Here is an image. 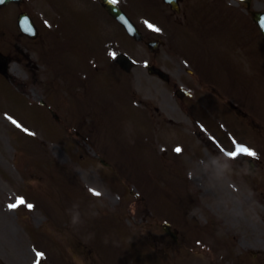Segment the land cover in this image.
Here are the masks:
<instances>
[{
    "label": "rangeland",
    "instance_id": "374dc122",
    "mask_svg": "<svg viewBox=\"0 0 264 264\" xmlns=\"http://www.w3.org/2000/svg\"><path fill=\"white\" fill-rule=\"evenodd\" d=\"M230 1L181 0L174 14L162 0H119L146 40L164 42L151 55L129 40V93L120 81L126 36L105 25L98 1L0 10L9 62L0 78V264H264V129L247 128L208 88L264 122V42ZM250 1L263 11L264 0ZM21 9L35 19V41L16 27ZM108 59L111 74L95 71H109ZM147 63L171 82L148 75ZM178 88L191 92L183 102L193 117L182 114ZM45 99L60 122L38 105ZM238 143L259 159L223 153ZM17 199L25 204L9 209Z\"/></svg>",
    "mask_w": 264,
    "mask_h": 264
},
{
    "label": "snow or ice",
    "instance_id": "6c2138e0",
    "mask_svg": "<svg viewBox=\"0 0 264 264\" xmlns=\"http://www.w3.org/2000/svg\"><path fill=\"white\" fill-rule=\"evenodd\" d=\"M110 2L112 4H116L117 0H110ZM0 3H3V0H0ZM149 27H152L154 31H160L159 28H156V27H154L152 25H149ZM13 123H16V122L13 121ZM17 127H19L18 124H17ZM29 134H31V133H29ZM175 151L177 153H179L181 151V149L180 148H176ZM240 154H245V155H248V156H255L256 155V153L254 151H252L251 149H249V148H247L245 146H238L234 152L229 153V155L232 156L233 158H235L236 156H238ZM90 191L93 192V194L96 195V196H100L101 195L99 192H96L93 189H90ZM24 204H25V201L23 199H17L16 203L9 204L8 207H9V209H16L18 206L24 205ZM26 207L31 209L33 206L31 204H26ZM38 255H41V254H38Z\"/></svg>",
    "mask_w": 264,
    "mask_h": 264
},
{
    "label": "water",
    "instance_id": "95a60500",
    "mask_svg": "<svg viewBox=\"0 0 264 264\" xmlns=\"http://www.w3.org/2000/svg\"><path fill=\"white\" fill-rule=\"evenodd\" d=\"M10 0H3V3H8ZM13 1H17V0H13ZM167 3H170L171 6H172V9L173 10H178V7H177V4L175 2V0H165ZM256 20L258 21V23L260 24V26L262 27L263 31H264V15H256L255 16ZM31 29H32V26L31 24L27 25L26 28H25V33L29 34L31 37L33 36L32 33H31ZM34 31V30H33ZM129 33H132V35L137 38V39H140V36L137 34V32H135V30L132 28V27H129ZM36 34V33H35ZM153 45L154 47H156L159 42H153V43H150V45ZM157 73H159L158 71H155ZM159 75H161L163 78H166L165 76H163L161 73H159Z\"/></svg>",
    "mask_w": 264,
    "mask_h": 264
},
{
    "label": "clouds",
    "instance_id": "9594fccd",
    "mask_svg": "<svg viewBox=\"0 0 264 264\" xmlns=\"http://www.w3.org/2000/svg\"><path fill=\"white\" fill-rule=\"evenodd\" d=\"M79 223V213L73 214L71 219V224L76 226Z\"/></svg>",
    "mask_w": 264,
    "mask_h": 264
},
{
    "label": "bare ground",
    "instance_id": "6f19581e",
    "mask_svg": "<svg viewBox=\"0 0 264 264\" xmlns=\"http://www.w3.org/2000/svg\"><path fill=\"white\" fill-rule=\"evenodd\" d=\"M221 185V184H220ZM215 188V186H213ZM216 189V188H215ZM217 190V189H216Z\"/></svg>",
    "mask_w": 264,
    "mask_h": 264
}]
</instances>
